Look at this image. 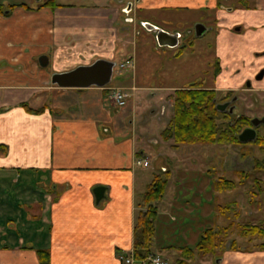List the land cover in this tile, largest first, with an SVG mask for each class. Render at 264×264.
Wrapping results in <instances>:
<instances>
[{
	"label": "crops",
	"instance_id": "obj_1",
	"mask_svg": "<svg viewBox=\"0 0 264 264\" xmlns=\"http://www.w3.org/2000/svg\"><path fill=\"white\" fill-rule=\"evenodd\" d=\"M47 1L0 0V264H39L37 248L48 250L49 264H122L118 254L132 249L137 211V173H141L135 160L146 154L137 144L134 96L124 107L116 108L107 88H59L50 83V74L39 68L50 61L55 71H63L98 58L115 60L118 53L134 55L133 50H127L128 36L136 31L127 23L120 26L119 33L122 0L87 6H51L44 4ZM233 3L134 0L130 13L137 15L138 25L150 35L155 31L145 28L146 24L164 27L160 17H154L161 15L159 10H209L211 14L204 15L212 18L211 25L217 29V46L222 35L232 50L227 55V81L237 83L204 87L238 89L249 79L253 90L264 91V81L255 83L253 79L264 67V0ZM131 20L135 18L127 19ZM163 29L176 33L177 41L170 46L159 45L155 39L156 45L179 47L181 31ZM42 55L48 57L45 66L39 63ZM118 77L123 83L110 86L134 84L125 82L128 72H119ZM261 77L264 80V73ZM178 87L136 86V90H153L151 95L161 91L156 95L161 97L160 107L154 105L150 112L168 121L164 96L169 93L164 91ZM40 92L45 94L40 100L45 105L42 111L21 105ZM149 142H158L157 137ZM155 163L164 170L163 164ZM97 187H102L99 199ZM210 193L189 211L192 215L197 210V232L192 237L185 232L178 245H170L166 239L167 244L159 247L169 245L173 250L196 244L199 231L213 222L215 195L213 190ZM202 210H206L204 216ZM184 219L183 223L194 225L192 219ZM14 222L27 225L28 234L9 230L8 225ZM160 225L163 231L170 223ZM169 228L170 238L177 233V225ZM219 258L215 264H264V250H225Z\"/></svg>",
	"mask_w": 264,
	"mask_h": 264
},
{
	"label": "rangeland",
	"instance_id": "obj_2",
	"mask_svg": "<svg viewBox=\"0 0 264 264\" xmlns=\"http://www.w3.org/2000/svg\"><path fill=\"white\" fill-rule=\"evenodd\" d=\"M131 1L134 0H122L121 2L126 3L125 7H127ZM232 1L234 5L238 4L237 0H222L226 4ZM55 2L58 4L87 6L101 3L117 4L118 0H55ZM204 10L201 9V11ZM121 12L117 24L119 33H122L120 26L127 23L136 31L128 36L127 49L134 51V64L119 68L117 63L125 58L127 54L118 53L115 60H113L115 65L109 85L122 84V79L118 77V74L123 71L128 72L129 77L125 82H134L132 85L138 88L147 86L178 87L192 83L205 86H217L218 84L225 86L237 83L236 80L227 81V67L230 62L227 55L231 54L232 50L225 45L222 35H220L221 42H218L219 47L217 46V29L215 25H211L214 24L212 18L207 19L204 15L211 14L209 10L202 13L191 9H179L176 13L175 10L166 9L159 10L161 14L159 16L154 14L155 18L160 17V25L167 29L175 27L181 31V46L185 45V48L182 49L179 48L180 46L175 49L158 47L155 43L154 33L151 32L149 35L144 28L138 25L137 15L134 16L130 12ZM126 16L134 17L135 20L126 22L124 19ZM196 23L205 24V27L210 26V28L207 27L203 34L197 36L194 29ZM74 58L76 59L75 56ZM242 64L245 66V61ZM67 65L69 67L71 64ZM53 68L52 63L49 61L47 66L39 69L51 74L55 71ZM126 69H129V71H126ZM260 71L261 69L254 75L255 83L264 81L262 77H257ZM247 81L250 82V86L246 85ZM243 82L244 85L238 89L218 90L220 96L230 91V95L227 97L226 94L225 99L230 101L229 105H233L231 114L233 116L243 114L250 118L264 116V91L253 90L249 79H245ZM134 92L132 96H134L133 103L137 119V144L142 145L139 146L144 149L146 153L144 156H149L150 162L147 167L138 166L141 175L137 173L136 201H140L152 177L162 170L158 168L156 161L164 165V170L169 171L164 195L157 203L155 238H159V244L154 247V252L163 255L168 264H174L175 258L179 255V250H171V248H168L169 246L159 247L161 246L160 243L167 244L164 243L167 239L170 241V245H178L182 242V236L184 237L185 232L186 235L191 237L192 233L197 232V210L192 215L189 214V211L196 206V202L200 197L207 198L212 190L215 195L212 200L215 204L211 216L213 222L209 221L206 227L216 229L232 223L227 240L234 241L236 248L230 250L257 249L255 245L263 238L255 235L243 236L239 234L238 226L240 224H256L264 228V168L254 166L255 160L264 157V150L261 146L252 141L243 142L242 144L194 143L173 145L171 140L166 141L160 136V131L167 125L166 118H162L160 114L154 115L150 112L154 105L160 107L161 97L157 98L156 95L161 94V91H156L155 95H151L153 90L142 88ZM164 93H169L164 96V107L166 115L170 117L171 100L168 101V98H171L173 91L166 90ZM233 97L235 99L231 100ZM112 102L115 105L113 100ZM257 130L259 133H264V124L257 125ZM151 137H157L158 142H149ZM219 177L230 179L233 181V185L230 188L215 189L213 182ZM200 214L204 216L206 210H202ZM170 216H172V219H170ZM184 217L192 219L194 225L188 224V221L183 223ZM164 222L170 223V225H167L168 229L177 225V233L174 236L170 238L167 236L169 233L166 229L167 226L163 225L165 229L162 231V226H159V224ZM201 223L202 221L199 227ZM204 223L206 224V222ZM8 228L17 234H28L27 225L14 222L13 224L10 223ZM202 229L200 228V230ZM186 242H191V239H187ZM218 255L221 260L223 252ZM215 260L216 257L213 254L200 255L195 253L189 264H215Z\"/></svg>",
	"mask_w": 264,
	"mask_h": 264
},
{
	"label": "trees",
	"instance_id": "obj_3",
	"mask_svg": "<svg viewBox=\"0 0 264 264\" xmlns=\"http://www.w3.org/2000/svg\"><path fill=\"white\" fill-rule=\"evenodd\" d=\"M44 4L59 6L52 0H48ZM179 48H185V45H180ZM226 94L228 97L230 91ZM44 96L43 92L37 93L21 105L27 110L42 111L45 105L40 100ZM218 97H220L218 90L206 88L204 85L196 83L174 89L171 95V115L166 127L160 131L162 139L171 140L173 145L194 143L242 144L238 139V134L245 127L252 126L251 118L243 114L233 116L228 112L216 110L215 103L218 101ZM256 131L257 136L253 142L264 150V133ZM254 166L264 168V157L255 160ZM168 177L169 171L167 169L155 174L147 184L140 201L136 203L138 210L133 226V264H140V261L148 254H154V247L159 244L158 237L155 238L157 203L164 195ZM213 183L217 190L230 188L233 185V181L224 177H219ZM231 227L232 223L216 229L204 228L194 246L181 245L177 247L179 255L175 258L174 264H189L195 253L200 255L213 254L217 258L218 254L225 250L236 248L234 241L227 240ZM238 227L239 234L243 236L255 235L263 238L255 245V248L264 250V228L256 224H240ZM227 241L230 243L228 244ZM36 252L39 264H49V252L46 248H37ZM217 252L219 253L217 254Z\"/></svg>",
	"mask_w": 264,
	"mask_h": 264
},
{
	"label": "water",
	"instance_id": "obj_4",
	"mask_svg": "<svg viewBox=\"0 0 264 264\" xmlns=\"http://www.w3.org/2000/svg\"><path fill=\"white\" fill-rule=\"evenodd\" d=\"M125 9L128 11L130 9V3ZM146 26L149 29H154L155 39L159 45H174L176 43V33H169L166 30H163L159 27H153L152 25ZM195 35H201L206 31V27L201 23H196L194 26ZM48 62V57L42 55L39 57V63L42 66H45ZM114 61L98 58L88 64H80L73 68L63 70V71H54L50 74V83L59 88H86L90 86L103 88L109 84L114 68ZM264 73V68L261 69L258 74V78ZM249 81L246 82L248 86ZM235 99L233 97L231 100ZM230 101L218 102L215 104V109L218 111L227 110L228 113L233 112V105H229ZM260 123L264 124V116L262 117H253L251 118L252 127H245L239 134L238 139L241 142H247L255 139L256 130L254 127ZM96 198L99 199L102 195V187H97L95 189Z\"/></svg>",
	"mask_w": 264,
	"mask_h": 264
},
{
	"label": "built area",
	"instance_id": "obj_5",
	"mask_svg": "<svg viewBox=\"0 0 264 264\" xmlns=\"http://www.w3.org/2000/svg\"><path fill=\"white\" fill-rule=\"evenodd\" d=\"M133 64H134L133 55L129 54L125 58L119 60V62L117 63V66L119 68H125ZM107 89L109 90L110 97L114 101L115 106L117 108H122L126 105V102L133 95V92L136 90V87L134 85L130 87L107 86ZM149 163H150L149 156L136 158L135 160V164L138 166L147 167ZM118 257L123 264H133L134 263L132 249L130 251H121ZM140 264H168V262L160 254L152 253V254H148L144 259H142L140 261Z\"/></svg>",
	"mask_w": 264,
	"mask_h": 264
},
{
	"label": "flooded vegetation",
	"instance_id": "obj_6",
	"mask_svg": "<svg viewBox=\"0 0 264 264\" xmlns=\"http://www.w3.org/2000/svg\"><path fill=\"white\" fill-rule=\"evenodd\" d=\"M130 3V9L127 11V12H125L124 10H125V8H127L128 7V5H127V7H125V4H124V7H123V13H128V12H130L131 11V8H132V4L134 3V1H131V2H129ZM129 17L128 16H126V17H124V19L127 21V19H128ZM132 21V20H131ZM127 22H129V21H127ZM205 25V24H204ZM207 27H209V26H207ZM207 27H206V29H207ZM145 28H148L147 26H145ZM164 28V27H163ZM163 28H161V29H163ZM149 29V28H148ZM164 30V29H163ZM154 36H155V32H154ZM181 38H182V36H181ZM264 68V67H263ZM226 96V94H224V95H222V96H220V97H218V99L220 98L221 100H218L216 103H218V102H225V101H227L225 98H223V97H225ZM215 103V104H216ZM220 112H228L227 110H225V111H220ZM231 114V113H230ZM262 117V116H261ZM247 127H252V126H247ZM255 128V130H257V126L256 127H254ZM243 130V129H242ZM256 136H257V131H256ZM256 138V137H255ZM250 141H254V139L253 140H250ZM247 142H249V141H247ZM243 143V142H242Z\"/></svg>",
	"mask_w": 264,
	"mask_h": 264
}]
</instances>
